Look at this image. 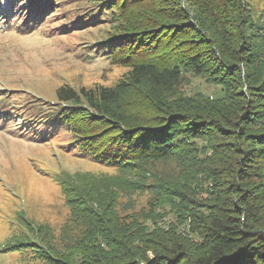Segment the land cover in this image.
Returning <instances> with one entry per match:
<instances>
[{"label": "trees", "instance_id": "1", "mask_svg": "<svg viewBox=\"0 0 264 264\" xmlns=\"http://www.w3.org/2000/svg\"><path fill=\"white\" fill-rule=\"evenodd\" d=\"M188 2L186 6L183 0L93 1L83 22L127 20L124 30L113 32L99 48L101 56L130 70L112 86H60L57 94L63 105L51 119L70 132L69 144L76 155L123 173L137 167L142 174L140 161L148 157L179 156L182 166L196 173L185 185L206 194L208 201L171 189L169 194L180 204L167 198L161 204L175 211L177 222L186 220L182 229L171 225L150 232L131 230L120 224L110 200L98 199L95 186L62 179L71 216L87 222L84 234L66 253H56L39 231L32 238L11 239L6 250L34 251L38 264H264V181L248 180L249 161L264 146V131L250 128L264 107L246 105L248 90L264 83V45L253 38L247 0ZM128 4L140 6L130 22ZM241 64L251 72L243 75ZM188 76L203 77L219 93H185L180 84ZM223 123L234 127V133L231 128L223 132L235 140L215 141L216 135H223L219 130ZM244 137L257 145H243ZM245 184L252 187L235 195ZM227 205L236 207L235 217ZM194 206L199 207L196 212ZM232 222L235 227L226 225ZM225 229L230 238L223 236Z\"/></svg>", "mask_w": 264, "mask_h": 264}, {"label": "rangeland", "instance_id": "2", "mask_svg": "<svg viewBox=\"0 0 264 264\" xmlns=\"http://www.w3.org/2000/svg\"><path fill=\"white\" fill-rule=\"evenodd\" d=\"M50 1L54 3L52 6L47 5ZM93 1L99 0H0V264L41 262L34 251L6 250L11 239L32 238L39 231L56 253L61 254L84 234L87 222L71 216L72 210L60 183L62 179L92 189L95 186L98 199L110 200L120 224H128L131 230L141 228L150 232L171 225L182 229L186 220L177 222L175 211L161 204L164 198L180 204L169 194L171 189L208 201L206 194L191 191L185 185L187 177H194L196 173L185 169L179 156L148 157L140 161L143 175H138L137 167L123 173L116 167L76 155L75 148L69 144L70 132L59 120L51 119L63 105L57 94L60 86L75 89L112 86L130 70L101 56L99 48L113 32L123 31L127 20L96 25L83 22L89 7L94 6ZM247 1L251 8L253 38L264 45V0ZM183 4L187 6L191 2L183 0ZM136 5L126 6L129 22L135 8L140 7ZM241 65L245 69L243 75L251 72ZM188 77L180 84L185 93L197 90L208 95L219 93L203 77ZM248 91L246 105L252 109L264 107V83ZM257 101L262 103L257 104ZM220 125L223 135H216L215 141L236 139L230 132H223L231 128L234 133L233 126ZM251 127L250 130L264 131V114L259 115ZM96 130L100 132L101 127ZM241 143L257 145L245 137ZM211 152L208 150V155ZM253 158L249 161L252 169L248 180L257 184L264 181V146ZM174 183L177 186L172 185ZM250 187L240 186L235 195L246 194ZM236 201L234 198V204ZM196 208L199 207L192 211L196 212ZM225 208L235 217V206ZM233 223L226 225L235 227ZM223 236H231L229 229H225ZM147 254L152 256L153 252L149 250Z\"/></svg>", "mask_w": 264, "mask_h": 264}]
</instances>
